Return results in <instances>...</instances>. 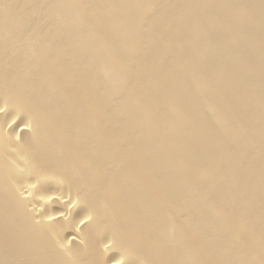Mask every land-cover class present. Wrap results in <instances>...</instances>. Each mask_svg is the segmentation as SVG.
<instances>
[{"label":"bare ground","instance_id":"bare-ground-1","mask_svg":"<svg viewBox=\"0 0 264 264\" xmlns=\"http://www.w3.org/2000/svg\"><path fill=\"white\" fill-rule=\"evenodd\" d=\"M0 264H264V0H0Z\"/></svg>","mask_w":264,"mask_h":264},{"label":"water","instance_id":"water-1","mask_svg":"<svg viewBox=\"0 0 264 264\" xmlns=\"http://www.w3.org/2000/svg\"><path fill=\"white\" fill-rule=\"evenodd\" d=\"M46 0H43V2H45ZM54 4H56L57 3V0H51ZM108 3L107 2H104V3H101V4H94V6H93V9L94 10H96L97 8H102L103 6H108L109 7V4L107 5ZM51 12L54 14V12L56 13V14H58V11H52L51 10ZM146 34L147 35H150V32L149 31H147L146 32ZM167 48H160V50L158 51V52H160V53H162L163 55H164V57L166 56V54H167V51L168 50H166ZM133 64H134V62H133V60L131 61ZM163 63V62H162ZM136 65V64H135ZM139 67L136 65V68L135 69H133L132 71H130V72H133V74H136V75H138V72H139ZM136 70H138V71H136ZM177 73H178V71H174V72H172V78H174V77H176V75H177ZM139 76V75H138ZM146 78H144L143 79V81L142 82H146V80H148V79H146ZM174 79H176V78H174ZM180 98H183V97H180ZM185 98V97H184ZM161 102L163 103V105L165 104V105H167V102L168 101H166V100H163V99H161ZM204 110V109H203ZM197 153H198V157L199 158H197V159H199V162H201L202 161V159L203 158H205L206 157V154L205 153H202L201 151H199V150H197ZM236 153H237V150L235 151L234 150V154L236 155ZM246 168H248V169H250V167H249V165H247V166H245ZM219 168V167H218ZM236 179H240L241 177H242V174L241 173H239V172H237L236 173ZM222 187H225V185L224 186H222ZM240 196V193H239V191H237V192H235L233 195H228V197H227V199L229 198V197H231V196ZM217 221V219H215V222ZM251 261H252V259H251Z\"/></svg>","mask_w":264,"mask_h":264}]
</instances>
